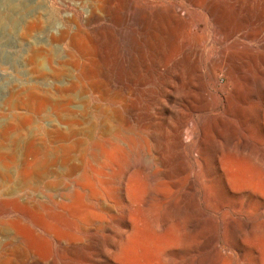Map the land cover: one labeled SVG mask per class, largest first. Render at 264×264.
<instances>
[{
	"label": "rangeland",
	"instance_id": "obj_1",
	"mask_svg": "<svg viewBox=\"0 0 264 264\" xmlns=\"http://www.w3.org/2000/svg\"><path fill=\"white\" fill-rule=\"evenodd\" d=\"M9 2L4 264H264V0H29L42 12L28 38ZM169 9L183 25L174 45L155 36ZM183 43L204 53L186 83L170 70ZM33 48L44 57L29 66ZM23 88L61 104L10 101Z\"/></svg>",
	"mask_w": 264,
	"mask_h": 264
},
{
	"label": "bare ground",
	"instance_id": "obj_2",
	"mask_svg": "<svg viewBox=\"0 0 264 264\" xmlns=\"http://www.w3.org/2000/svg\"><path fill=\"white\" fill-rule=\"evenodd\" d=\"M9 10L11 12H15L16 10H18L20 12V14H22L23 18H20V19H22V24H21V26L19 28V35L22 36L23 38H28L33 33V31L35 30L36 25L39 24V22H40L41 12H42L41 4L40 5L37 4V6L33 8L32 4L29 2V0H19L17 3L12 1V0H10V2H9ZM154 12H156V11H154ZM155 19H156L155 31L157 30L156 31L157 35L155 34L156 41L158 43H160V38H161V39H163L165 41L167 40L168 42H169V40L172 41V43H173L172 45H174L175 42L178 43V41H179L178 33H179V31L181 29H183V25H182V22H181V15L179 14V9H169V11H162L161 10V11L156 13V18ZM16 20L17 19L15 17H11V19L9 20V28L11 29V31L12 30H16L18 22H19L18 25L20 24V21L18 20V22H17ZM191 31H194V27H191ZM157 46H159V45H157ZM171 48H173V47H171ZM41 49H43V48H41ZM178 53H179V50H178ZM180 54H181L180 57L177 58L176 62L174 61L173 65H172L173 68L170 69V70H171V73L174 70V75H175V77H176V79L178 81L180 80V81L186 83V82H188L191 79L193 74L199 73V71H200L199 60H200V58L203 57L204 53H203V51L201 50V48L199 47L198 44H193L191 46L190 44L183 43L182 47H180ZM43 57H44V52L42 50L33 48L28 53L27 64L29 66H32V65L35 64V62L37 60H40ZM167 58H169V57H167ZM45 62H44L43 65H46ZM167 67H168V65L165 66V68H167ZM165 72H167V71L165 70ZM53 74L56 75L57 71H55ZM61 74H62V72H61ZM72 90H74V89L72 88ZM55 96H56V94L52 90H39L38 88H23V89H20V90L19 89L18 90H14L12 92V94H11L10 101L11 100L22 101L23 99L27 98V99H31V100H34V101L43 102L44 104L51 103V102L52 103L56 102V104L60 106L61 103L59 102L58 99L55 100ZM193 114H194V112H193ZM53 115L55 116V114H53ZM237 117H238L239 120H242V113L240 112L237 115ZM79 120H81V119H79ZM223 123H225V122H223ZM63 124H68V123L66 122V123H63ZM6 131H7V129H6ZM76 133H77V131L74 128L72 130L71 135H75ZM46 135H48V136L57 135L59 138L66 139V138L69 137L70 134H65V133H62V132L58 133V132H55V131H46ZM0 264H4V261L1 258H0Z\"/></svg>",
	"mask_w": 264,
	"mask_h": 264
}]
</instances>
